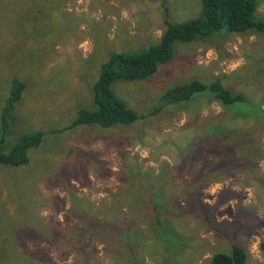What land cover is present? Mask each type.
I'll return each mask as SVG.
<instances>
[{
	"label": "rangeland",
	"instance_id": "1",
	"mask_svg": "<svg viewBox=\"0 0 264 264\" xmlns=\"http://www.w3.org/2000/svg\"><path fill=\"white\" fill-rule=\"evenodd\" d=\"M257 2L253 17L261 20L264 0ZM200 6V0H0L2 151L23 134H44L26 164H0V235L9 248L14 226L32 218V227L23 228L33 236L23 245L47 252L52 264H209L232 243L245 250L246 264H264V123L208 91L158 107L176 85L220 77L247 107L264 110V32L220 30L177 43L152 76L111 85L143 118L69 127L78 110L94 106L92 86L112 53L145 49L166 22L194 18ZM14 79L25 87L8 105ZM237 130L257 139L251 146L262 150L257 162L219 153ZM205 137L219 147L198 148ZM77 203L91 204L103 233L83 232L88 216Z\"/></svg>",
	"mask_w": 264,
	"mask_h": 264
},
{
	"label": "trees",
	"instance_id": "2",
	"mask_svg": "<svg viewBox=\"0 0 264 264\" xmlns=\"http://www.w3.org/2000/svg\"><path fill=\"white\" fill-rule=\"evenodd\" d=\"M257 3V0H200V12L196 17L179 23L166 22L158 41L152 45L135 53H112L109 59L100 65L97 78L92 86L94 106L78 110L69 127H76L77 125L99 127L129 125L137 119L143 118L115 95L111 88L112 83L116 81H138L152 76L159 65L168 63L172 59L174 46L177 43L204 39L209 34L220 30L241 34L264 32V19L255 20L253 17ZM24 87L21 80L14 79L12 81V93L8 105L20 100ZM204 91H208L213 99L225 106L243 107L247 115L258 118L264 123V110L257 107H247L245 97L241 93L228 89L220 77H215L209 83L192 80L185 84L176 85L162 95L158 107L160 109L167 104L189 101L194 95ZM159 109H154L150 114L158 112ZM5 118L1 123L0 164L9 166L26 164L29 160L28 151L39 146L44 134L41 132L23 134L8 151L4 152L2 149L7 127ZM237 131V134H232V139L225 140L228 146L224 145V150L221 149L219 153L231 151L232 155L238 159H244L248 165L257 162L262 150H257V147L251 149L252 144L257 139L249 133ZM219 142V140L208 141V138L205 137L198 148L204 144L205 146H214V143ZM218 147L219 145H216L214 149L216 150ZM77 205L83 208L85 212L83 215L88 216L82 219L85 223L84 233H87L89 228H93L95 231L98 226H102L99 225L98 215L90 213V203H77ZM26 212L30 214L29 211ZM26 219V221L18 222L11 230V248L4 240L5 236L0 235V264H52L47 252L38 248L27 250L23 245L24 238L33 236L32 229L23 227H29L33 225L30 223H35L32 218ZM51 229L54 230L55 228L52 227ZM105 230L102 227L95 232L103 233ZM260 247L264 250V242L260 244ZM10 250H13L14 257L9 256ZM246 259L245 250L232 243L229 253H214L209 264H246Z\"/></svg>",
	"mask_w": 264,
	"mask_h": 264
}]
</instances>
